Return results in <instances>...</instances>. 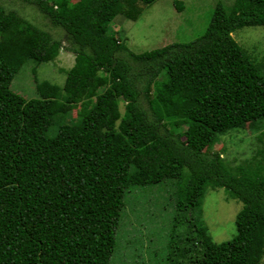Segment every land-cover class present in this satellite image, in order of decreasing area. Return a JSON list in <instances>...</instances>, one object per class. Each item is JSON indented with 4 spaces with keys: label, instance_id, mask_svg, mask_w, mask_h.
<instances>
[{
    "label": "trees",
    "instance_id": "1",
    "mask_svg": "<svg viewBox=\"0 0 264 264\" xmlns=\"http://www.w3.org/2000/svg\"><path fill=\"white\" fill-rule=\"evenodd\" d=\"M20 1L62 34L0 5V264H109L123 195L166 179L177 210L199 205L209 184L241 205L231 238L215 243L199 227L198 251L174 244L166 264H264V153L245 179L210 150L264 117V71L231 35L264 26V0L217 3L200 35L139 53L109 23L156 0ZM60 50L73 55L61 87L39 81L30 99L9 88L26 60Z\"/></svg>",
    "mask_w": 264,
    "mask_h": 264
},
{
    "label": "rangeland",
    "instance_id": "2",
    "mask_svg": "<svg viewBox=\"0 0 264 264\" xmlns=\"http://www.w3.org/2000/svg\"><path fill=\"white\" fill-rule=\"evenodd\" d=\"M176 1L181 5L180 10L174 5ZM232 1L156 0L151 5L139 3L141 12L135 20L117 14L109 23V32L133 53L188 41L204 31L217 3L228 8ZM0 5L25 17L51 36L61 37L59 29L52 27L32 6L20 0H0ZM231 35L253 63L264 71V26H244ZM72 63L73 55L64 50H60L51 61L36 64L26 60L11 78L9 88L25 99L34 98L35 85L39 81L61 87L65 70ZM122 109L123 104L119 102V111ZM82 113L80 104L76 105L65 114V123H73ZM210 150H220V162L235 175L245 179L257 177L259 170L256 172L251 161L258 160L264 153V117L218 136ZM122 199L121 218L115 232L116 247L109 264H166L179 257L176 250L171 249L174 244L180 248L189 244V251L196 253L201 247L199 227L206 229L211 241H225L234 234V216L241 207L223 187L209 184L204 187L199 205L177 210L175 182L167 179L131 188Z\"/></svg>",
    "mask_w": 264,
    "mask_h": 264
}]
</instances>
